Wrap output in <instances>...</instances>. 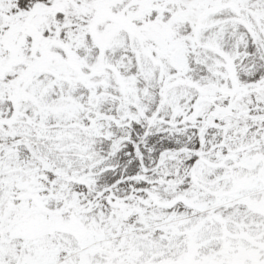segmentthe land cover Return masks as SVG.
<instances>
[{
	"label": "snow or ice",
	"instance_id": "snow-or-ice-1",
	"mask_svg": "<svg viewBox=\"0 0 264 264\" xmlns=\"http://www.w3.org/2000/svg\"><path fill=\"white\" fill-rule=\"evenodd\" d=\"M0 264H264V0H0Z\"/></svg>",
	"mask_w": 264,
	"mask_h": 264
}]
</instances>
